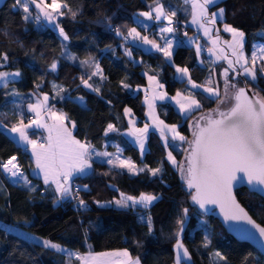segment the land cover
<instances>
[{
    "label": "trees",
    "instance_id": "trees-1",
    "mask_svg": "<svg viewBox=\"0 0 264 264\" xmlns=\"http://www.w3.org/2000/svg\"><path fill=\"white\" fill-rule=\"evenodd\" d=\"M49 1V0H46ZM69 7L77 11L75 19L67 14L58 18V23L69 36V40L59 39L55 31L45 26L39 28L31 21L22 19L21 8L13 7L15 0H6L0 6V55H7L8 61L0 71H19L20 77L10 82L7 88H0V160L15 155L25 175L35 191H29L21 184L10 185L0 177V264H79L67 252H56L44 248L34 241L48 239L71 252L82 255L101 253L109 250L127 249L131 256L139 258L140 264H171L173 244L180 226L176 221L188 209L183 232L179 239L189 251L190 264H264V260L247 243L239 242L225 233L217 220L198 210L191 200L190 191L176 167L165 157V146L159 135L150 131L145 140V151L140 157L137 149L121 136L126 128L124 109L131 110L136 125L145 122V108L139 87L145 86L147 76H154L162 84L167 96L175 90L186 91V80L177 79L175 69L157 52H146L129 42L120 43V38L129 28L136 27L137 13L148 11L152 0H66ZM166 9L176 11L174 27L176 36H187L192 31L186 25L188 7L184 0H161ZM215 8L225 9L224 23L245 33V48L248 53L253 42L264 43V0H219ZM33 12V8L31 7ZM111 18L110 20L107 18ZM164 22V21H163ZM217 24H221L218 22ZM119 28L122 35L109 33L108 26ZM157 25L152 22L150 26ZM183 30H181L182 28ZM152 28V27H151ZM149 30V29H148ZM145 31L150 32V31ZM144 32V31H142ZM113 36L110 45L101 50L99 44L103 36ZM152 32L149 33V36ZM79 61L73 64L62 56V46ZM125 49L132 53L125 55ZM57 63L56 71H50L52 62ZM81 61H88L81 64ZM93 61L99 64L106 79L92 77L90 84L100 87V94L85 88L81 77L87 78ZM183 67L189 69L190 78L200 84L205 83L206 65L198 63L195 51L189 48L184 57ZM152 69L151 72L149 69ZM259 71V70H258ZM257 71V72H258ZM255 82L238 76V86H255L264 96V76L257 73ZM230 77V75H229ZM220 91L222 83L217 81ZM41 87L36 89V85ZM129 87L125 88L123 85ZM53 85L65 91L56 94ZM17 95H6V93ZM42 92L66 116L67 126L73 136L81 142H90L95 149L119 146L138 167L161 168L153 177L147 170L137 175L110 169L105 163L94 161L92 170L74 179L79 186V198L87 204V210L78 207V200L68 197L53 203L55 195L37 176L29 173L31 162L26 150L5 134L4 129L17 122L15 113L21 105L30 101V93ZM71 96L73 101L83 97V105L69 102L61 97ZM207 95L199 93L202 110L208 112L217 107L214 99H203ZM55 97V98H53ZM19 105V107H17ZM25 113V112H24ZM29 113H25L27 117ZM156 115L164 123H176L186 140H192L193 130L187 128L188 120L172 108L170 102L157 103ZM32 116V115H30ZM27 121V119L25 120ZM71 125H70V124ZM113 124L118 131L104 135L107 125ZM73 124L75 127H73ZM32 132H30L31 134ZM37 134V132H36ZM31 135L32 137H36ZM111 143V144H108ZM177 147V146H176ZM187 142H180L177 148H168L179 163L185 162ZM186 165V163H185ZM107 172V175H104ZM87 185V190L84 186ZM119 191H116V190ZM119 192L138 196L152 193L159 196L148 209H121L113 206L99 207L97 202L106 203L119 196ZM236 201L249 216L264 227V202L257 195L239 188L233 191ZM144 214L151 217L152 232H148L146 220L138 218ZM205 236L210 237L204 246ZM89 245L91 246L89 248ZM221 253L226 261L219 260L215 253Z\"/></svg>",
    "mask_w": 264,
    "mask_h": 264
},
{
    "label": "snow or ice",
    "instance_id": "snow-or-ice-1",
    "mask_svg": "<svg viewBox=\"0 0 264 264\" xmlns=\"http://www.w3.org/2000/svg\"><path fill=\"white\" fill-rule=\"evenodd\" d=\"M186 5L191 6V24L203 31L213 47L208 48L210 55L215 56L217 60L224 59L228 63V68L220 72L224 79L223 95L218 86H214L211 78L205 81L202 86L194 82L189 75L187 67L176 66V72L180 74L181 79L187 78V83L191 85V89L199 90L202 87L204 93H207L203 99H214L217 107L206 113L201 112L197 118L195 113L202 110L201 100L197 99L199 92H192L187 89V94L177 91L175 97L167 96V93H154L151 99L145 97V103L148 105V115L153 119V127L160 132V138L164 140L165 148H175L176 145L171 141L187 142L189 148L185 151L188 153L185 162H177L172 152L169 151L167 159L173 167H176L181 177L190 191L191 200L199 205L200 209H205L207 205H216L220 209L225 221H243L252 226L261 238H264V227L256 224L248 213L236 202L232 194L234 183L247 181L252 188L264 191V96L260 94V90L251 87H239L236 82L238 76H244L247 81L255 82L258 79L257 71L264 76V45H253L250 56L245 54V33L233 26L224 23L225 9L219 8L217 12H209V6H215L217 0H184ZM30 5L37 10L34 14ZM13 7L22 8L25 14L22 19L25 21L35 20L39 22L41 19L50 25H54L59 30V35L64 41L69 40V36L58 23V18L65 16L63 11L67 9L73 19L77 16V11L69 7L66 0H15ZM155 13V15H153ZM147 21H155L158 26L159 40L150 39L148 35L141 36L136 28H131L125 37H132L134 41H142L143 45L151 46L156 52L163 54L165 60L174 65L173 62V40L168 38L166 34L175 33L174 17L176 11L166 9L161 0H152L149 4V10L139 13ZM107 19H111L110 17ZM167 24H163V21ZM223 23V31L231 34V41H225L228 49L235 59H229L226 55H221L223 49H218L217 45L221 40L219 29L216 24ZM145 26V31H147ZM116 35H122L119 28L115 29ZM213 33L215 38L213 39ZM155 35V33H154ZM187 36V32H185ZM191 42L192 37H188ZM203 47L197 43L196 52L200 56ZM65 58L75 61L76 57L67 51L62 53ZM125 55L131 57L132 53L125 49ZM8 61L7 55H0V67ZM88 61H81V64H87ZM93 71L85 77H81V83L85 88L100 94V87L90 84L92 77L99 76L101 80L106 79L98 63L93 61ZM57 63L54 61L50 65V71H56ZM229 71L235 75L229 77ZM19 71L7 72L0 71V88H7L10 82H14L20 77ZM150 84H155L157 88L162 89L164 86L159 84L154 76H149ZM129 87L127 84L123 85ZM40 85H36V89H40ZM56 94L65 90L57 85H53ZM6 95H17L14 91L6 93ZM55 98V97H53ZM69 102H79L83 105V97H77L76 101L71 96L61 97ZM50 97L44 95L40 98L38 95L35 102L27 103V113H32L31 117H26L23 110L15 113L17 122L12 123L7 131L17 137V142L31 147L32 162L35 167L33 173L42 176L44 184L48 191L53 190L56 194L53 203H59L72 197L78 200V207L87 210V204L83 199L79 198V189L73 191V181L75 178L84 176L92 170L93 157L99 158L101 163H106L110 169L126 170L129 175H137L147 170L153 177L161 172V168L137 167L136 163L130 158L125 159L121 150L117 147L115 153L108 151H96L90 142L76 139L72 131L66 126L67 116L63 111L54 110V106L49 104ZM155 100H172L175 102L179 112L185 119L189 116L193 117L192 124L189 125L193 130V139L186 140L184 135L177 130V125H167L164 121L155 117ZM225 106L223 109L221 106ZM19 107V105H17ZM124 115L131 117V110L124 109ZM0 116L7 118V113H0ZM46 117V118H45ZM27 119V122L25 120ZM48 121H52L49 123ZM203 121V123H201ZM130 130L128 136L134 138L135 143L139 146L141 154L145 151V139L149 133V125L145 124L143 128L134 126V120L129 119ZM2 127V124H0ZM73 127L75 125L73 124ZM34 130L31 134L29 130ZM43 130L47 133L46 137L40 140L31 138L36 134V130ZM167 130V131H165ZM118 131L117 128L109 123L105 129L104 135L108 136L111 132ZM0 169H2L3 178L10 183L16 185L21 184L29 191H35V187H30V180L22 170L21 165L17 161L16 156H11L7 161L0 160ZM106 175L108 173H105ZM2 187V182H0ZM87 190V185L84 186ZM116 191H119L118 189ZM159 196L152 193H140L138 196L128 195L119 192V196L114 197L112 201L106 203L97 202L99 207L115 206L121 209H131L137 211L138 208L148 209ZM188 215V209H183V215L179 216L176 223L180 226V231L176 233L177 239L175 248L177 250L176 264H182L184 260H190L189 251L179 239L180 232H183L185 217ZM144 222L145 217H140ZM148 232H152L151 217L146 218ZM34 241L42 244L44 248L54 249L56 252H67L69 256H74L80 264H140L139 258H133L127 249L112 252L93 253L88 252L82 255L80 252H71L64 249L61 245L48 239L40 240L33 237ZM209 236H205L204 246H208ZM91 246L89 245V248ZM215 256L221 261L226 258L219 252ZM71 264V261H69Z\"/></svg>",
    "mask_w": 264,
    "mask_h": 264
},
{
    "label": "rangeland",
    "instance_id": "rangeland-1",
    "mask_svg": "<svg viewBox=\"0 0 264 264\" xmlns=\"http://www.w3.org/2000/svg\"><path fill=\"white\" fill-rule=\"evenodd\" d=\"M47 3H50L51 2V0H49V1H46ZM33 8V13L35 14L36 13V9H35V7L34 6H32V5H30V8ZM21 10H22V8H21ZM215 10H213V11H211V12H214ZM141 12H145V11H141ZM141 12H138L137 13V25H138V27H141L142 29L141 30H143V31H145V26H147V28H149V26H150V23H148V22H146L145 21V18L143 17V16H140L139 15V13H141ZM190 12H191V6H190ZM22 14H23V16L25 15L24 13H23V10H22ZM35 26H38L39 28H44L45 26H47V27H50L53 31H55L56 32V34L58 35V37H59V39H61V40H63V38L59 35V30L58 29H56L55 28V26L54 25H50V24H48L46 21H44L43 19H41L39 22H36L34 19L33 20H30ZM218 26H220V28H219V34H220V32H223V33H227V32H224L223 31V23H221V24H218V25H216L215 27L216 28H218ZM131 28H136L135 26L134 27H131ZM131 28H129V30L131 29ZM129 30L127 31V32H129ZM136 30L138 31V29L136 28ZM239 30V29H238ZM139 32V31H138ZM200 32L202 33V30H200ZM114 33V32H113ZM200 33V34H201ZM174 35V34H173ZM108 35H106V36H103L102 38H101V40H100V44H99V46H100V48H102L103 46H104V44H107V43H109L108 45H110V43H111V41L113 40L111 37H113V36H108ZM194 36V35H193ZM229 38H223L222 36H221V40H220V42L219 43H221V44H224V48L225 49H227V52L226 53H223L222 55H226V56H228V58L229 59H235V57L234 56H232V54H231V51H230V49H228V47H227V44H225L224 42L225 41H231V34L229 33ZM188 37H192V36H187V37H185V38H187V40H188ZM199 37H200V35H198V37H197V39H196V37L194 36V37H192V41L190 42L189 40H188V42H189V45L191 44V46H192V48H193V50L195 51V53L197 54V52H196V44L197 43H199L200 44V42L198 41V39H199ZM129 39L130 40H128L127 42H129V43H131V44H134L135 43V41L132 39V37H129ZM61 46H62V53H64L65 52V47H64V45L63 44H61ZM252 50H253V46L251 47V52H252ZM202 55H204V56H206V58H208L209 59V57L210 56H208V54H209V52L208 51H206V52H204V53H201ZM201 54H200V56L199 57H201ZM62 56L65 58V55H63L62 54ZM66 59V58H65ZM210 59H211V63L213 64V68H212V70L211 71H208L207 72V76L208 77H206V79H205V81L207 80V79H209V78H212V81H213V84H214V86H220V84L217 82V81H219V82H221L222 83V88H221V94L223 95V91H224V79L221 77V75H220V72L223 70V69H226V68H228V63H227V61L226 60H224V59H220V60H217L216 59V57L215 56H211L210 57ZM68 60V59H67ZM70 61V60H69ZM70 62H72L73 64H78L79 63V61L77 60V58H76V60L75 61H70ZM214 67H216V69H214ZM94 70V69H93ZM92 69L90 70V73H91V71H93ZM175 71H176V69H175ZM12 72H15V71H12ZM229 75H235V73H232L231 71H229ZM96 77V76H95ZM98 77V76H97ZM176 78L177 79H181V77H180V74L179 73H177L176 72ZM183 79H185L186 80V87H187V89H191V85H189L188 83H187V78H183ZM149 85H151L150 84V82H149V79H148V82H147ZM197 84H200V83H198V82H196ZM205 84V83H204ZM204 84H200V85H204ZM186 89V90H187ZM177 91H181V90H175L174 92H173V94L172 95H170L169 97H175L176 96V93H177ZM191 91L192 92H199V93H203V94H205V95H207V93H204L203 92V90H202V87H201V89H199V90H196V89H191ZM182 92V94H187V91H181ZM37 95L40 97V98H42L44 95H47V94H45V93H42V92H38L37 94H35V93H30V101H28V102H35V100H36V97H37ZM198 99V98H197ZM27 102V103H28ZM27 103H25V104H23V105H21L20 106V108L25 112V113H27ZM170 103H171V105L173 106V108H174V110L177 112V113H179V115L181 116V118H184V116H182L181 114H180V112H179V109H178V107L176 106V104H175V102L174 101H172V100H170ZM225 106H221V108L223 109ZM60 111V110H59ZM123 113H124V111H123ZM32 114V113H31ZM33 115V114H32ZM200 115L198 114V115H196L195 117H199ZM46 118V117H45ZM124 118H125V121H126V128L120 133L121 134V136L127 141V143L128 144H131L132 146H134L136 149H137V151H138V153H139V156L141 157L143 154H141V150H140V148H139V146L135 143V140H134V138L133 137H131V136H128L127 135V133L129 132V130H130V125H129V119H133L134 120V126L135 127H138V128H143L144 126H145V124H148L149 125V132L150 131H154V132H156L158 135H159V139H160V141H161V143L164 145L165 144V142H164V140H162L161 138H160V132L159 131H157L154 127H153V123H154V121H153V119H151L150 118V116L148 115V113L146 112V116H145V122H143L141 125H136L135 124V119L134 118H132V116L131 117H126L125 115H124ZM25 122H27V121H25ZM49 123H51L52 121H48ZM192 122H193V117H191L189 120H188V123H187V128L189 129V131H192V128H190L189 127V125L190 124H192ZM70 124V123H69ZM165 124H167V125H169V126H171V125H177L176 123H165ZM71 125V124H70ZM69 128V127H68ZM7 129L8 128H5L4 129V131H5V134L14 142V144H16V145H18V146H20V147H22V148H24L25 150H26V153L28 154V157H29V160H30V162H31V166H30V168H29V173L30 174H32L33 176H37L40 180H41V182L44 184V182H43V178H42V176H39V175H37V174H35V173H33V171H32V169L35 167V165H34V163L32 162V156H31V147L30 146H28V145H23V144H20V143H18L17 142V137H15L14 136V134H11V133H9L8 131H7ZM31 130V129H30ZM178 130V129H177ZM165 131H167V130H165ZM179 131V130H178ZM180 132V131H179ZM46 133V132H45ZM181 133V135H184L182 132H180ZM148 136V135H147ZM31 138H33V139H37V140H40L38 137H32L31 136ZM146 140V139H145ZM168 140H169V142L170 143H173V144H175L177 147L180 145V141H171V136H170V134L168 135ZM108 144H111V143H108ZM188 144V143H187ZM117 147H119V146H115V147H113V148H107V147H105V148H102V149H95L96 151H108V152H110V153H115L116 152V150H117ZM177 147H175V148H177ZM145 148H146V146H145ZM119 149H120V147H119ZM166 149V148H165ZM168 152H169V150H168V148L166 149V152H165V157H166V159H167V155H168ZM122 153V152H121ZM122 156H123V158H125V159H128L129 157L127 156V155H124L123 153H122ZM93 161H97V162H101L100 161V159L99 158H96V157H93ZM167 161H168V159H167ZM181 161H184L183 160V158L179 161V162H181ZM169 162V161H168ZM170 164H171V162H169ZM106 164V163H105ZM107 165V164H106ZM172 165V164H171ZM108 166V165H107ZM173 166V165H172ZM186 166V165H185ZM109 167V166H108ZM138 167V166H137ZM114 170H117V171H125V172H127L126 170H122V169H114ZM179 171V170H178ZM90 172V171H89ZM105 173H107V172H105ZM104 175H106V174H104ZM179 175L181 176V174H180V172H179ZM44 186H46L45 184H44ZM46 188H47V186H46ZM51 192L53 193V195H55L56 196V194H55V191H54V186H53V190H51ZM113 207H115L114 205H113ZM141 216H143V217H145V215L144 214H141V215H139L138 216V218L140 219V217ZM145 220H146V218H145ZM175 243H176V240H175V242H174V244H173V252H174V257H173V262L171 263V264H176V256H177V250H176V248H175ZM112 251H116V250H109V251H106V252H112ZM87 255V254H86ZM133 258H136L135 256H132ZM79 264H80V261H79ZM182 264H190L189 263V260H184L183 259V257H182Z\"/></svg>",
    "mask_w": 264,
    "mask_h": 264
},
{
    "label": "crops",
    "instance_id": "crops-1",
    "mask_svg": "<svg viewBox=\"0 0 264 264\" xmlns=\"http://www.w3.org/2000/svg\"><path fill=\"white\" fill-rule=\"evenodd\" d=\"M219 0H217V2H218ZM210 7V6H209ZM215 11L214 12H217L218 10H219V8L217 9V8H215L214 9ZM211 11H213V10H209V12L211 13ZM153 15H155V13H153ZM146 22H148V23H152V22H155V21H147V20H145ZM186 25H187V27L192 31V34L190 35V36H192V37H196V39H197V37H198V35H200V37H199V39H198V41L200 42V41H203L206 45H207V49L208 48H211V47H213V45L209 42V40H208V38H206L205 36H204V34H203V31H202V33L200 32V30L198 29V27L197 26H195V25H193V24H191V12H190V5H189V7H188V14H187V19H186ZM163 24H167V21L165 20L164 22H163ZM216 25H218V24H216ZM152 27V28H151ZM140 28V30L138 29V31L140 32V34H141V36H144V35H148L149 36V33L150 32H152V35L151 36H149V38L150 39H156L158 42H160V40H159V34H158V26L157 25H152V26H149V28H147V29H149L148 31H150V32H142L143 30H141L142 28L141 27H139ZM220 28V26H218V29ZM154 33H155V35H154ZM201 33V34H200ZM127 34H128V32H127ZM174 33H168V34H166L167 36H168V38H170V39H172L173 40V62H174V65L175 66H173V64H170V63H168L166 60V62L168 63V64H170L174 69H176V66H179V67H183V63H184V57H185V54H186V52H187V50L191 47L192 48V46H191V44L189 45V42H188V40H187V38H185L184 36H176L175 34L173 35ZM194 35V36H193ZM229 33H223V32H220V36H222L223 38H229ZM108 37V36H107ZM187 37V36H186ZM112 38V37H111ZM215 38V33H213V39ZM101 40V39H100ZM109 43H107V44H104V46L101 48V50H105L109 45H108ZM134 45L135 46H137V47H139L141 50H143V51H146V52H156L154 49H151V46H149V45H143V43H142V41H135V43H134ZM253 45H264V43H258V42H253L252 44H251V47L253 46ZM251 47H250V49H249V51H248V53H246L245 52V54L247 55V56H250L251 55ZM217 48L218 49H223L224 51L221 53V55L223 54V53H226L227 52V49H225L224 48V44H221V43H218V45H217ZM207 49H206V51H207ZM205 51V52H206ZM157 53H159L163 58H164V56H163V54L162 53H160V52H157ZM204 53V52H203ZM208 56H212V55H210V54H208ZM210 57H209V59L208 58H206V56H204V55H202L201 54V57H199V56H197V54L195 53V59L197 60V62L198 63H201V64H204V65H206V69H208L209 71H211L212 70V68H213V64L211 63V59H210ZM165 59V58H164ZM214 69H216V67H214ZM92 70H93V67H92ZM151 72L153 71L151 68L149 69ZM7 72H12V71H7ZM176 72V71H175ZM259 72V71H258ZM257 72V73H258ZM232 75H230V77H231ZM97 77V76H96ZM98 79H100V77L98 76L97 77ZM148 79H149V76H147V78H146V83H145V86H143V87H139L138 88V90L141 92V95H142V101H143V103H144V108H145V113H144V116H146V112L148 113L149 112V109H148V105L145 103V97L147 96L149 99H151V97L153 96V94L154 93H158V92H163V90L162 89H160V88H157L156 87V85L155 84H151V85H149L147 82H148ZM156 79V78H155ZM212 79V78H211ZM162 100H155V101H153L154 102V104H155V106H157V103H159V102H161ZM163 101H169L170 102V100H163ZM171 104V103H170ZM50 106H54V110H56V111H59V109L54 105V104H50ZM172 106V105H171ZM172 108H173V106H172ZM174 109V108H173ZM30 115H32L31 113H29ZM179 114V113H178ZM154 115H155V117H157V115H156V107H155V113H154ZM199 115H201V113L199 114ZM65 124H66V126H67V123L65 122ZM68 127V126H67ZM34 130H29V132H33ZM36 132H37V134H36V137H38L39 139H41L42 137H46L47 136V133H45L42 129L41 130H36Z\"/></svg>",
    "mask_w": 264,
    "mask_h": 264
},
{
    "label": "water",
    "instance_id": "water-1",
    "mask_svg": "<svg viewBox=\"0 0 264 264\" xmlns=\"http://www.w3.org/2000/svg\"><path fill=\"white\" fill-rule=\"evenodd\" d=\"M5 1L6 0H0V6ZM239 87H246V85L239 86ZM247 87H249V86H247ZM201 123H203V121H201ZM192 139H193V137H192ZM187 154L188 153L186 152L185 158H186ZM185 163L187 164L186 159H185ZM184 187L187 190H189L185 183H184ZM239 188H244L245 190L257 195L264 202V191L259 190L258 187L257 188L250 187L247 184L246 180L243 182L234 183L233 188H232L233 196H234L233 191L236 189H239ZM189 191L194 192V189L189 190ZM197 207H198V210L202 211L205 215H210L213 218H215L227 235H229L230 237H232L236 241L247 243L264 260V238H261L259 236V233L255 229H253L251 225L246 224L243 221H231V220L225 221L223 215H221V213H220L219 207H217L216 205H207L205 209H200L199 205H197ZM255 223L258 224L257 222H255ZM258 225H260V224H258ZM261 227H263V226H261Z\"/></svg>",
    "mask_w": 264,
    "mask_h": 264
},
{
    "label": "built area",
    "instance_id": "built-area-1",
    "mask_svg": "<svg viewBox=\"0 0 264 264\" xmlns=\"http://www.w3.org/2000/svg\"><path fill=\"white\" fill-rule=\"evenodd\" d=\"M181 28H182V27H181ZM181 30H183V28H182ZM114 31H115V27L109 25V26H108V32H109V33H113ZM183 31H184V30H183ZM126 36H127V33H125V34H123V35L121 36V38H120V43H125V42H127L128 40H130L129 37H128L127 40H126V39H125ZM200 45L203 47V51H202L201 53L205 52L206 49H207V45H206L203 41H200ZM27 117H31V116L28 115ZM11 156H13V155H11ZM11 156L6 157L3 161H7V159H9ZM14 156H15V155H14ZM0 177H1L4 181H6L8 184L14 186V184L10 183L9 181H7V180H5V179L3 178L2 169H0ZM77 188L79 189V186H78L75 182H73V191H75ZM70 198H71L72 200H74L72 197H70Z\"/></svg>",
    "mask_w": 264,
    "mask_h": 264
}]
</instances>
